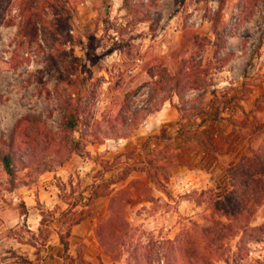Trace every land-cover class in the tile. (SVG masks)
<instances>
[{"label":"rangeland","instance_id":"obj_1","mask_svg":"<svg viewBox=\"0 0 264 264\" xmlns=\"http://www.w3.org/2000/svg\"><path fill=\"white\" fill-rule=\"evenodd\" d=\"M128 1L0 0V148H12L26 165L12 177L0 167V252L13 249V239L36 244L28 225L18 219L27 211L18 198L28 188L35 189L34 208L43 215L41 238L53 223H69L81 213L97 215L99 224L110 214V196L90 202L92 186L104 192V182L117 179V170L128 163L137 169L133 179L108 185L105 192L128 183L136 187V195L125 201H130L126 216L141 243L137 248L132 240L130 251L145 253L141 264H193L183 253L187 231L196 238L189 248L210 252L212 264H264V196L253 216L240 224H248L247 229L226 231L213 252L201 228L213 220L228 223L226 213L217 214L211 205L218 195H174L168 159L177 131L165 126L172 139L162 147L152 135L142 134L148 117L157 112L145 109L170 102L183 106L177 94L185 95L189 105L207 108L211 101L226 102L225 86L208 99L212 87L225 79L224 71L238 83L233 88L249 90L246 79L261 66L254 59L263 53L264 0ZM68 103L79 116L74 131L62 127ZM191 117L183 113L187 123L181 127ZM138 181L140 186L134 184ZM52 193L57 195L53 200L59 198L54 209L46 205ZM146 200L153 204L148 207ZM182 201L205 206L190 218L192 205L184 206L182 214ZM23 259L18 256L21 264ZM115 261L137 263L126 254Z\"/></svg>","mask_w":264,"mask_h":264},{"label":"crops","instance_id":"obj_2","mask_svg":"<svg viewBox=\"0 0 264 264\" xmlns=\"http://www.w3.org/2000/svg\"><path fill=\"white\" fill-rule=\"evenodd\" d=\"M261 56H256L254 61L260 62L261 66L258 69L249 73L250 81L247 84L249 90L246 92L243 89L233 88L232 85H238L237 82L231 83L230 71H224L225 79L221 84L212 87L217 94L221 92L216 90L222 88V95L226 101L230 98H237L238 103L234 106V110L224 109L220 116L221 121H216L213 118L206 121L199 128V132L209 129L212 132V144L215 151L208 153L201 143L202 137L192 136L189 140L184 139L183 133L185 129L178 126V123H187L182 118V113L170 102L166 103L156 113L150 115L143 127V135H154L159 133L164 126H170L171 131H176L181 128L180 134L174 138L173 152L175 155L172 167H170V190L174 195L198 192L200 194L206 191H213L217 195L226 192L230 188L229 172L238 165L244 158L252 156L259 151L264 144V41L261 46ZM227 73L229 75L227 76ZM244 79L243 76H239ZM230 87V88H229ZM232 87V88H231ZM226 89V90H224ZM211 93H209L210 95ZM213 98L211 94L210 99ZM209 108V106H208ZM215 112V109H210L207 115H195L187 120L188 124L185 127L189 128L192 133H196V127L201 119L205 116H210ZM151 129H153L151 131ZM151 131V132H150ZM160 147L163 142L158 141ZM191 148V150H190ZM134 174H131L130 179H133ZM116 186V185H113ZM112 186V187H113ZM117 187V186H116ZM158 188V187H156ZM160 189V188H158ZM160 193L164 192L160 189ZM160 194V195H161ZM53 195L51 200L46 201V205H52L51 209L57 207L59 198L55 200ZM109 198L99 197L100 200ZM24 201L27 211L19 214L18 219L28 226V232L35 238L34 243L24 242L20 239H13L16 243L15 247L9 252H0V264H21L18 256L32 261L34 264H125L115 263L112 259L103 253L102 247L96 239V227L98 225V216L91 215L86 217L80 223L72 226L71 235L68 238L69 249L66 252L64 245L61 243L62 235L67 232L68 223L58 221L53 223L50 231L41 238L43 215L36 213L34 205L37 203L35 189H27L24 198H18ZM17 199V200H18ZM97 199V200H99ZM44 203V199L40 200ZM163 201V199H160ZM49 202V203H48ZM34 203V204H33ZM145 205L153 204L152 201L146 200ZM192 205L188 211V217L195 218L201 206H205V202L201 204L191 201H182L180 204V212H186L184 206ZM143 205V204H142ZM203 206V207H204ZM60 214L56 215L58 217ZM59 219V218H57ZM66 225V226H65ZM11 251H16V256L11 254Z\"/></svg>","mask_w":264,"mask_h":264},{"label":"trees","instance_id":"obj_3","mask_svg":"<svg viewBox=\"0 0 264 264\" xmlns=\"http://www.w3.org/2000/svg\"><path fill=\"white\" fill-rule=\"evenodd\" d=\"M128 2V0H124V3L126 5H128ZM262 43L263 40L261 41L260 47ZM214 46H218V44L214 43ZM172 78L174 81H176V88L179 89L180 84L177 83L178 81L175 80L174 77ZM68 84L75 87L76 82L70 81L68 82ZM77 93L79 94V91ZM134 93H136L135 90ZM208 93H211L213 97H216L217 94L215 90H210ZM177 96L183 106L175 105V107L182 114L189 113L191 116H201L207 115L210 109H215V112L213 114H211L210 116H205L201 119L200 123L196 127V133H192L187 127H184L186 131L185 133H183L186 143L187 140H189L192 136L197 137L199 133L202 137L201 143L205 147L206 151L208 153L214 152L215 148L212 144V132L209 129H205L199 132V128L211 118L218 122L221 121L222 117L220 116V114L223 110L220 105L223 104L224 109L228 108L229 110H234L233 103H235V106L237 105V98H230L229 101H220L219 103H213L211 101L209 108H207L206 106L202 105H189V102L186 101L185 95L183 94H177ZM160 108L161 107H150L146 108L145 110L148 114H152L160 110ZM78 124L79 116L71 106V104L68 103L67 106H65L62 127L67 131H74L77 128ZM181 124V122L178 123V126H180ZM166 130L167 127L164 126L159 133L152 135L150 139L161 142H167L168 140L170 141L172 137L167 136ZM176 131V133L180 134L181 128L179 130L177 129ZM113 137L121 138L122 136L121 134H116ZM175 155H177V153L172 152L170 154L171 157L168 159L169 162H173ZM153 163L154 162L150 161L148 164L151 166ZM0 167L3 172L12 177L15 176L17 168L23 169L26 167V165L24 159L18 156L12 148H0ZM136 170L137 169L130 166V164L125 163L122 168L117 170V179L113 178L107 182H104L106 183V186H104V192L103 190H99L100 186H92V194L89 198L90 202H93L94 199H97L98 197H101L103 195L110 196V214L107 218L100 220L96 229V235L99 239L98 242L102 247L103 253L110 258H113L114 262H116L115 260L118 255L120 256V254H126L128 259L132 258L134 262H137H135L136 264H141L143 261L142 255L145 256V253L141 254L138 249L135 251H130L131 247L133 246L132 240L137 241L138 238L136 233L137 230H134V228L128 221V216H126L127 205L130 203V201L129 199L125 201V199L127 197L129 198L130 195H136V187L133 184L131 185V183H128L126 186H123L118 190L112 189L111 193L105 192L108 185H116L118 183L127 181L131 173ZM146 172L149 173V171ZM229 183V190H227L222 195H218L211 199V205L214 207V210L217 211V214H219L218 212L221 211H224L226 213L228 223H222L218 220H213L212 226L201 228V237L207 241V247L213 252L215 249L212 245L222 242L227 235L225 234L226 231H228V233H231L232 230H234L236 227H239L243 231L247 229L248 224H245L244 226H240V224L246 221L247 218L252 217L255 212L254 207L260 205L259 203L262 202V198L264 196V144L259 151L255 152L250 157L244 158L238 165L234 166L230 170ZM134 184L140 186L142 182L138 181ZM133 188L134 191L131 190ZM89 199L85 198V200ZM91 215L94 214L81 213L79 217L71 220L68 223L67 232L62 235L61 238V243L64 245L66 252L69 249L68 238L71 235L72 226L80 223L86 217ZM137 242L139 243L137 244V248H141V243L139 242V240ZM182 243L186 245V247L183 248V253L190 256L193 264H212L210 259L211 257L209 256L210 252L200 253L197 250H191L192 247L189 248L190 245L192 246L196 244L195 234L192 231H187L184 233ZM22 264L34 263L28 259H23Z\"/></svg>","mask_w":264,"mask_h":264}]
</instances>
